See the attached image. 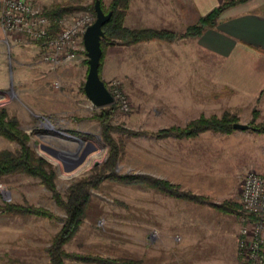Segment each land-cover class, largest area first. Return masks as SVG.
Masks as SVG:
<instances>
[{
  "label": "rangeland",
  "instance_id": "obj_1",
  "mask_svg": "<svg viewBox=\"0 0 264 264\" xmlns=\"http://www.w3.org/2000/svg\"><path fill=\"white\" fill-rule=\"evenodd\" d=\"M30 1L40 9L53 4L91 3V0ZM106 4L107 0L104 1V6ZM82 12L91 13L78 10L64 15L67 18ZM92 15L94 19V14ZM39 51L34 54L27 52L29 57L26 76L18 77L11 73L10 86L0 92V108L5 109L8 117L16 119L18 128L28 135V144L36 154L51 163L56 189L63 194L74 180L88 174L95 164L103 161L108 149L100 139L99 123L92 117L100 107H93L81 90L87 70V65L83 62L85 54L79 51L74 61L49 67L40 60ZM104 81L113 96L117 92L127 100V110L119 107L115 100L111 103L115 105L111 123L127 129L154 131L171 123H181L199 113L220 114L226 108V102L223 100H219L216 106L211 105L207 97L209 80L205 76L201 82V93H180V96H187L186 99L182 98L187 105L183 108L167 107L170 103L162 99L164 93L148 91L147 85H141L145 89L138 91L136 85H130L114 75ZM219 86L222 85L217 83L216 88ZM194 97L201 99V106H190ZM243 112L244 109L241 108L236 113L243 120L239 121L241 123L247 122V113L244 115ZM72 136L82 141L77 154L81 153L85 144H89L84 155V161L87 158L88 161L79 170L74 167L64 171L63 166L68 165V160L57 159L50 155L46 148L73 151L78 143ZM111 136L115 140H121L124 145L123 155L115 166L118 173L163 175L169 171V166L164 167L162 157L164 151L175 147L174 141L155 140L145 133L128 137L116 130L111 131ZM228 139V136L208 133L186 143L204 147L210 143L214 144L215 141ZM15 147V142L0 136V149L12 150ZM8 201L44 207L58 218L0 213V264H48L45 248L50 237L58 230L63 212L55 205L49 191L36 178L22 174L8 175L0 179V205ZM203 209L194 203L166 196L143 185H124L105 180L96 189L90 190L85 216L62 249L67 253L133 259L136 248L142 250L137 246V237L150 235V243L154 245L160 231L164 230L175 238L171 242V251L166 255L169 263L182 264L186 256L189 258L195 253L185 252L179 247V235L190 234L197 226L213 227L217 224L212 221L214 216L208 217L210 214L207 215V210ZM209 211L216 213L213 215H218L221 222V213ZM142 251L140 257L147 260L149 251L146 246ZM209 254L203 253L204 257L210 256ZM221 262L225 263L227 260ZM63 264L96 263L75 261L67 257L63 258Z\"/></svg>",
  "mask_w": 264,
  "mask_h": 264
},
{
  "label": "crops",
  "instance_id": "obj_2",
  "mask_svg": "<svg viewBox=\"0 0 264 264\" xmlns=\"http://www.w3.org/2000/svg\"><path fill=\"white\" fill-rule=\"evenodd\" d=\"M223 1L129 0L122 26L131 30L154 29L179 34ZM37 51L39 48L34 43L5 41L0 29V92L10 86L11 73L26 76L27 52L34 54ZM112 75L136 85L138 91H144L141 87L144 84L148 91L164 93L162 99L170 103L169 108L185 107L186 101L182 98L187 96H180V93H201L205 76L209 80L207 97L211 105L216 106L219 100L226 102V108L220 114L226 111L236 116V122L243 121L236 114L242 108L243 114L247 113L244 123L247 124L255 110L254 122H261L264 120V0H241L227 6L214 25L204 28L196 37H179L172 41L147 39L133 43L116 39L114 43L105 44L100 78L105 80ZM217 83L222 86L216 88ZM201 104V99L194 97L190 106ZM220 114L199 113L181 123L166 126H183L199 115ZM208 133L221 134L204 131L193 138L153 137L155 140H172L175 147L164 151L162 157L164 167L169 166V171L163 175H150L207 196L216 203L223 200L238 202L243 173L249 169L264 173V133H257L248 126L246 129L233 128L230 133L221 134L228 136V140L215 141L204 147L186 143ZM198 206L207 210L208 217L214 216L212 221L217 224L197 226L190 234L179 235V247L195 253L189 258L186 256L182 264H239L235 255L237 217L215 210L222 214L220 222L218 215L209 211L214 209ZM174 239L164 230L160 231L154 245L150 243V235L137 237V246L142 250L146 246L149 258L140 257L143 251L138 248L132 257L142 264H170L166 255L171 251ZM204 252H209L210 256L204 257ZM223 260L227 262L222 263Z\"/></svg>",
  "mask_w": 264,
  "mask_h": 264
},
{
  "label": "trees",
  "instance_id": "obj_3",
  "mask_svg": "<svg viewBox=\"0 0 264 264\" xmlns=\"http://www.w3.org/2000/svg\"><path fill=\"white\" fill-rule=\"evenodd\" d=\"M93 1L91 0V3L87 5L53 4L48 8L42 9V11L51 21L70 13V11L87 10L94 14L92 10ZM98 1L104 13L110 12L109 18L101 25L103 36L99 39L101 54L97 67L98 76L100 77L101 60L105 44L114 43L116 39L124 43H133L147 39L172 41L179 37H196L204 28L213 26L219 14L227 6L241 0H224L204 15L199 16L196 22L188 25L179 34L165 30L128 29L122 26V18L129 0H107L106 6H104L105 0ZM83 62L86 64V58L83 59ZM102 81L106 88H108L106 82L104 80ZM81 90L83 91L82 87ZM114 109L115 105L110 104L107 107H100L98 111L92 114V117L99 123L100 139L107 145L108 150L104 160L99 164H95L88 174L74 180L62 194L56 189L54 169L51 163L44 157L36 154L28 144V135L18 128L16 119L8 117L5 109L0 108V136L16 143V147L12 150L0 149V179L14 174H22L36 178L49 191L50 197L55 205L63 212V216L60 218L61 224L58 230L50 237L48 246L45 248L48 264H63V258L67 257L75 261L94 262L96 264H142L139 260L132 258H104L88 254L67 253L62 249V246L77 231L85 216L90 190L96 189L105 180L124 185H143L166 196L191 202L196 205H206L222 213L232 214L236 217L240 214L239 204L236 201L223 200L216 203L207 196L181 189L178 184L150 174L118 173L115 170V166L123 155L124 145L121 140H115L111 136L112 130L121 132L128 137L145 133L156 139H164L170 136L176 138H193L204 131L228 134L233 130L232 124L237 121L234 114L224 111L219 116L199 115L187 121L183 126L169 125L154 131L145 132L112 124L111 117L113 116ZM256 115V111L252 110L250 120L247 124L253 131L264 133V120L254 122ZM0 213L13 216L33 215L48 219L58 218L44 207L18 204L10 201L3 202L0 205Z\"/></svg>",
  "mask_w": 264,
  "mask_h": 264
},
{
  "label": "built area",
  "instance_id": "obj_4",
  "mask_svg": "<svg viewBox=\"0 0 264 264\" xmlns=\"http://www.w3.org/2000/svg\"><path fill=\"white\" fill-rule=\"evenodd\" d=\"M92 21L93 15L89 12L67 18L62 15L51 21L30 0H0V29L4 40L36 44L40 60L49 67L72 62L79 51H84L81 35ZM111 96L119 107L127 110V100L120 93ZM238 194L240 214L235 255L239 264H264V173L246 170L241 176Z\"/></svg>",
  "mask_w": 264,
  "mask_h": 264
},
{
  "label": "water",
  "instance_id": "obj_5",
  "mask_svg": "<svg viewBox=\"0 0 264 264\" xmlns=\"http://www.w3.org/2000/svg\"><path fill=\"white\" fill-rule=\"evenodd\" d=\"M92 10L94 13L93 21L87 25L81 35V41L84 48L86 57L87 70L83 81L82 89L85 97L93 107H103L113 102L110 91L104 85L102 79L98 76L97 67L99 64V57L101 49L99 46V39L103 36L101 25L109 18L110 12L104 13L99 5L98 0L93 1ZM235 129H246L247 124L235 122L232 124ZM78 143L73 151L69 150H54L46 148L50 155L59 160L67 159L68 165L63 166L64 171H69L76 167L88 151L89 144L85 147L80 154H77L78 147L82 141L72 136Z\"/></svg>",
  "mask_w": 264,
  "mask_h": 264
},
{
  "label": "bare ground",
  "instance_id": "obj_6",
  "mask_svg": "<svg viewBox=\"0 0 264 264\" xmlns=\"http://www.w3.org/2000/svg\"><path fill=\"white\" fill-rule=\"evenodd\" d=\"M88 161V158L84 161V157L82 158L81 162L75 167L76 170H79L83 165L84 163H87Z\"/></svg>",
  "mask_w": 264,
  "mask_h": 264
}]
</instances>
